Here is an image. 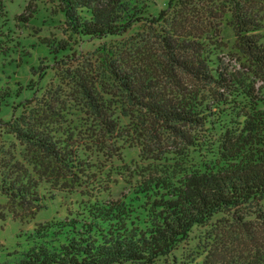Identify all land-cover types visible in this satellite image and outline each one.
Here are the masks:
<instances>
[{
  "label": "trees",
  "instance_id": "16d2710c",
  "mask_svg": "<svg viewBox=\"0 0 264 264\" xmlns=\"http://www.w3.org/2000/svg\"><path fill=\"white\" fill-rule=\"evenodd\" d=\"M158 1L0 0V67L31 77L0 92L18 264H264V0ZM27 25L58 32L36 65Z\"/></svg>",
  "mask_w": 264,
  "mask_h": 264
},
{
  "label": "rangeland",
  "instance_id": "374dc122",
  "mask_svg": "<svg viewBox=\"0 0 264 264\" xmlns=\"http://www.w3.org/2000/svg\"><path fill=\"white\" fill-rule=\"evenodd\" d=\"M166 1L167 0H159L158 7H162L163 3ZM8 2L11 16L20 15L24 13L23 11L26 9L33 11L36 7H42L45 4L49 6L47 0H8ZM7 28H10V24L7 26ZM36 29L37 28H33L31 25H27L26 27H21L19 29H13L17 32V37L19 38L24 51L31 53L29 64L33 65H36L38 62L37 57L40 54V49L37 50V52L33 51V48H31L30 45L36 44L37 37L44 38L58 34V32L52 27L42 28L40 32H38ZM12 57L15 59L16 54L12 55ZM28 68V64L22 65L19 68H15L14 66L5 68L0 67V92L8 88L15 89L17 82L25 85L31 78L28 73ZM26 96H28V93L23 95V97ZM2 113V117L6 118L9 114V110L3 108ZM2 204L3 200L0 199V205ZM2 207L0 206V216H3L4 218H0V264H18L21 259V253L25 249V231L30 228V225H22L18 221L13 220ZM262 207L264 208V204ZM53 211L54 205L50 207L47 214H42L39 216L38 220L41 218H48L49 214H52ZM243 248L242 245H239L238 249L235 251L243 250ZM244 255H246V253H244ZM158 264L163 263L160 262Z\"/></svg>",
  "mask_w": 264,
  "mask_h": 264
}]
</instances>
